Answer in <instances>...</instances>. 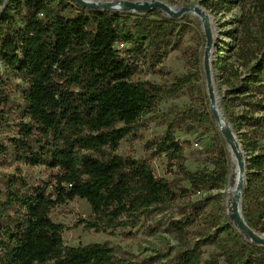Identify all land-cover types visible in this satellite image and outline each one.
Here are the masks:
<instances>
[{
  "label": "trees",
  "instance_id": "obj_1",
  "mask_svg": "<svg viewBox=\"0 0 264 264\" xmlns=\"http://www.w3.org/2000/svg\"><path fill=\"white\" fill-rule=\"evenodd\" d=\"M241 1L250 9L243 7L236 58L251 69H231L222 105L247 157L243 216L264 234V0ZM230 3L200 1L213 13ZM0 8V63L20 81L12 87L0 70V264H156L119 258L110 243L66 246L65 227L52 213L76 199L91 208L79 222L87 231H121L127 239L155 210L177 207L181 218L167 230L180 250L161 264H264V247L236 230L222 200L217 210L208 197L193 200L222 189L229 175L199 59L171 84L137 78L167 58L175 21L93 11L72 0H0ZM186 89L196 96L194 106L166 117L165 133L148 143L145 158L118 154L164 99ZM182 131L213 134V171L188 169L185 143L176 136ZM163 156L172 179L153 167ZM35 169L47 181L35 179ZM205 246L213 249L208 258Z\"/></svg>",
  "mask_w": 264,
  "mask_h": 264
},
{
  "label": "rangeland",
  "instance_id": "obj_2",
  "mask_svg": "<svg viewBox=\"0 0 264 264\" xmlns=\"http://www.w3.org/2000/svg\"><path fill=\"white\" fill-rule=\"evenodd\" d=\"M14 1L15 0H5V2L9 5H12ZM103 1L129 2L135 4L160 2L170 6L176 11L197 6L201 8L206 13V15H209L212 20L211 23L214 33L212 34V45L207 52V39L204 28L202 24L189 13L184 14L178 19H173L160 10H154L144 14H138L134 12H118L130 13L133 15H148L154 19H170L178 24L175 43L173 48L170 49L167 58L155 69H143L137 77L139 80L150 81L158 85L171 84L175 81V79L185 76L190 71L191 61L195 58H198L199 70L201 71L203 79L201 85L204 93L209 99L205 80V73L207 72L205 60L207 58L213 74H216L215 84L219 96V105L225 118L227 119V115L225 113L226 108L224 105H222V102L230 91V86L228 84V80L232 78L230 71L234 67L235 69H239L242 75H245V73L251 69V67L240 68L241 63L237 61L236 58V52L238 48L237 39L241 29L243 14L245 13L243 7H247V10L250 9L249 5L247 6L244 3L245 1L239 2V0H230L231 3L227 4L226 8L228 11L224 10L220 13L206 11L200 5L201 0ZM243 4L245 5L243 6ZM254 30L257 31L256 28ZM0 70L5 74L6 78L10 80L12 87L20 83L19 80L15 79L13 74L6 71L1 63ZM159 70H162V73H159ZM233 81L238 82V80ZM193 96L195 95H192V92L186 89L176 97L164 99L157 107L156 112L144 121L146 124L141 128L138 136L129 137L121 143L118 154L121 156H132L136 159L145 158L148 155V143L152 142L154 139L165 133L166 125L164 121L166 117L169 116L172 111H184L191 106H194V102L196 101L192 99ZM176 136L178 140L185 143V154L187 157L186 165L190 171H213L215 169L216 158L211 151L213 138L212 133L182 131L177 132ZM225 150L227 153L229 170L230 161L226 146ZM243 153L246 161L247 157L244 150ZM153 167L159 176L172 179V175L168 174L167 159L164 156L161 158H156L153 161ZM32 172L35 179L47 181L48 176L43 169H35ZM227 183L228 178L222 189L227 185ZM222 189L200 194L194 197L193 200L196 201L208 197L209 207L213 208L214 210H217L219 202L222 200L223 206L227 213L226 200L224 194L222 193ZM178 213L179 210L177 207L170 210H155L150 216L149 220H147L143 226L138 228L137 236L134 239L125 238L123 232L121 231H117L114 234L87 231L84 225H80L79 222L83 219L89 218L92 215V212L89 204L81 199H76L75 201L69 202L66 205L57 207L52 213V219L55 223L65 227L63 239L65 245L68 247L110 243L112 246L117 248L119 258L125 259L127 261L151 259L155 261L156 264H161L174 257L175 254L180 250V246L174 235L170 234L167 230L168 225L172 220L181 218ZM236 230L239 232L237 228ZM203 250L205 251L206 258H208L210 253L213 252V249L210 246H205ZM221 264H224V262Z\"/></svg>",
  "mask_w": 264,
  "mask_h": 264
},
{
  "label": "water",
  "instance_id": "obj_3",
  "mask_svg": "<svg viewBox=\"0 0 264 264\" xmlns=\"http://www.w3.org/2000/svg\"><path fill=\"white\" fill-rule=\"evenodd\" d=\"M74 1L77 5L85 8V9H89V10H93V11H100V12H104V11H114V8L117 6H121L123 7V11L122 12H134V13H138V14H144V13H148L154 10H160L162 12H164L166 15H168L170 18L173 19H178L181 16H183L184 14H187L190 10L195 11V13H197L200 17L205 18L206 17V13L199 7L194 6V7H190V8H184L181 9L180 11H174L170 8V6L164 4V3H160V2H155V3H129V2H109L106 5H99V4H94L92 2L86 1V0H72ZM205 31V35H206V39H207V52L210 49L213 39H212V31L209 29V27L204 29ZM205 66L207 68V78H210V70L208 69L209 63H208V59L206 58L205 60ZM209 100L211 101V103H214V98L213 96L210 94L209 95ZM212 115L215 118V122L216 125L218 127L219 132L221 133V135L225 138H230L231 134L234 138H236L238 140L237 135L235 134L234 130L232 129L231 125L229 124L228 120H227V124L226 126H222V124L220 123V119L216 116L215 112L211 109ZM239 141V140H238ZM240 143V142H239ZM241 146V145H240ZM241 173H242V178H241V182L238 188V195L237 198L235 200L234 203V212L233 213H228L230 220L233 222L234 226L239 230L240 234L244 236V238L251 242L254 243L258 246L264 247V238H262L260 233H257L256 231H254L246 222L244 216H243V211H242V194H243V190H244V185H245V179H246V161L245 163L241 161ZM240 208V213H241V217L240 214H238V209ZM239 226V227H238Z\"/></svg>",
  "mask_w": 264,
  "mask_h": 264
},
{
  "label": "bare ground",
  "instance_id": "obj_4",
  "mask_svg": "<svg viewBox=\"0 0 264 264\" xmlns=\"http://www.w3.org/2000/svg\"><path fill=\"white\" fill-rule=\"evenodd\" d=\"M89 2H92L94 4H99V5H106L109 3V1H103V0H86ZM115 2V1H114ZM171 8V7H170ZM172 10L176 11L175 9L171 8ZM115 12H122L123 7L117 6L114 8ZM190 15H192L196 20H198L203 28L209 27V29L212 31V34L214 33V29L212 28V20L209 15H206L205 18L200 17L197 13H195L194 9L190 10L188 12ZM210 78H207V72L205 73V80L207 84V94L208 96L211 94L214 98V103L212 104L211 101V109L215 112L216 116L220 119V123L222 126H226L227 120L222 112V109L220 108L219 105V96L218 92L216 89V84H215V77L216 74H213V71L210 68ZM230 138H225V144H226V149L228 151V156H229V161H230V168H229V175H228V183L227 185L222 189V193L225 196L226 200V208H227V213H233L234 212V203L238 195V188L241 182L242 178V173H241V161L245 163V158H244V153L242 150V147L240 146L241 144L239 141L234 138L231 134ZM238 214H240V208L238 209ZM239 227V226H238ZM262 238H264V234L261 235Z\"/></svg>",
  "mask_w": 264,
  "mask_h": 264
}]
</instances>
